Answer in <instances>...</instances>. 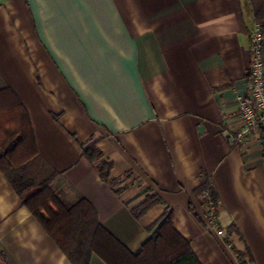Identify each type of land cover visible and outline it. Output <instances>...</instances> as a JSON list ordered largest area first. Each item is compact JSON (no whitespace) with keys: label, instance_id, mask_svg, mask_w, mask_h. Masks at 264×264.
Here are the masks:
<instances>
[{"label":"crops","instance_id":"1","mask_svg":"<svg viewBox=\"0 0 264 264\" xmlns=\"http://www.w3.org/2000/svg\"><path fill=\"white\" fill-rule=\"evenodd\" d=\"M254 24L249 0H0V78L62 204L88 200L133 254L171 213L202 264H264L260 129L234 137ZM205 182L219 197L213 227L193 191ZM8 183L0 172V264H72Z\"/></svg>","mask_w":264,"mask_h":264},{"label":"trees","instance_id":"2","mask_svg":"<svg viewBox=\"0 0 264 264\" xmlns=\"http://www.w3.org/2000/svg\"><path fill=\"white\" fill-rule=\"evenodd\" d=\"M249 1L254 22L264 33V0ZM261 52L264 63V41ZM248 79L251 80V72ZM21 104L0 78V172L18 195L21 205L30 211L68 261L89 264L91 254L95 253L107 264H202L189 241L175 231L171 213L164 214L147 227L150 238L142 244L140 252L133 254L107 233L88 200L79 197L70 205L62 204L50 188L57 173L38 152L29 115ZM259 135L264 154V128L260 129ZM99 153L95 143L82 149V154L91 162L100 156ZM110 167V163L105 162L99 166L102 179L107 180ZM193 191L205 216V208L210 204L216 209L219 197L208 182ZM158 201L145 200L137 205L139 209L134 215L139 217Z\"/></svg>","mask_w":264,"mask_h":264},{"label":"built area","instance_id":"3","mask_svg":"<svg viewBox=\"0 0 264 264\" xmlns=\"http://www.w3.org/2000/svg\"><path fill=\"white\" fill-rule=\"evenodd\" d=\"M264 35L258 24L251 29V53L250 64L251 80L247 95L238 101L241 113L242 126L234 135L236 140H244L254 130L264 128V63L262 61V42ZM207 195V192H204ZM210 226H215L213 215L214 207L210 204L205 208ZM218 233H221L219 230Z\"/></svg>","mask_w":264,"mask_h":264}]
</instances>
